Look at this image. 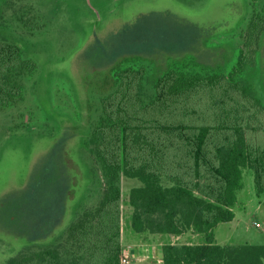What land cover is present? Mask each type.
Returning a JSON list of instances; mask_svg holds the SVG:
<instances>
[{
  "label": "rangeland",
  "instance_id": "1",
  "mask_svg": "<svg viewBox=\"0 0 264 264\" xmlns=\"http://www.w3.org/2000/svg\"><path fill=\"white\" fill-rule=\"evenodd\" d=\"M263 9L264 0H0V40L19 45L36 65L20 78L24 100L0 110V264L45 246L68 248L69 226L102 200L104 178L85 142L117 62L138 57L150 78L190 55L204 65L233 67L250 19ZM259 62L247 75L260 74L264 92V34ZM39 182L55 195L52 207L48 196L37 197L36 207H48L44 216L22 199ZM141 185L121 179L124 247L149 236L132 230L127 205L131 188ZM233 212L232 222L215 229L219 244L264 245V197L251 169L243 170ZM182 236L177 244L203 242Z\"/></svg>",
  "mask_w": 264,
  "mask_h": 264
},
{
  "label": "trees",
  "instance_id": "2",
  "mask_svg": "<svg viewBox=\"0 0 264 264\" xmlns=\"http://www.w3.org/2000/svg\"><path fill=\"white\" fill-rule=\"evenodd\" d=\"M263 34L264 9L250 19L230 68L190 55L150 78L138 57L117 62L110 69L112 90L101 99L102 114L85 142L104 178L102 200L69 226L68 248L45 246L9 264H120L122 178L142 183L127 200L135 233L203 239L164 244L163 264H264V245L215 239V229L234 220L244 169L253 170L257 195L264 197V92L260 74L253 80L247 75L260 63ZM35 70L19 45L0 40V110L24 100L20 78ZM39 184L22 199L44 216L48 207H36L37 197L48 196L52 207L55 195Z\"/></svg>",
  "mask_w": 264,
  "mask_h": 264
},
{
  "label": "crops",
  "instance_id": "3",
  "mask_svg": "<svg viewBox=\"0 0 264 264\" xmlns=\"http://www.w3.org/2000/svg\"><path fill=\"white\" fill-rule=\"evenodd\" d=\"M198 236V235H195ZM201 237V236H200ZM184 236L181 237H164V235H149L137 243H131L123 248L128 250L130 255L135 257H148L145 264H163L161 256V247L166 243L177 244ZM216 239V238H215ZM219 244L218 240L216 239ZM185 244H193V242H185ZM153 259L159 260L155 263Z\"/></svg>",
  "mask_w": 264,
  "mask_h": 264
},
{
  "label": "built area",
  "instance_id": "4",
  "mask_svg": "<svg viewBox=\"0 0 264 264\" xmlns=\"http://www.w3.org/2000/svg\"><path fill=\"white\" fill-rule=\"evenodd\" d=\"M255 226L260 228V224L256 223ZM148 260V257H135L130 255L128 250L123 248L121 257H120V264H143L145 261Z\"/></svg>",
  "mask_w": 264,
  "mask_h": 264
},
{
  "label": "water",
  "instance_id": "5",
  "mask_svg": "<svg viewBox=\"0 0 264 264\" xmlns=\"http://www.w3.org/2000/svg\"><path fill=\"white\" fill-rule=\"evenodd\" d=\"M88 1V4L91 5V0H87Z\"/></svg>",
  "mask_w": 264,
  "mask_h": 264
}]
</instances>
